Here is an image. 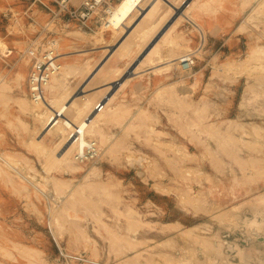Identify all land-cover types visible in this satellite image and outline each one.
<instances>
[{"label":"rangeland","instance_id":"rangeland-1","mask_svg":"<svg viewBox=\"0 0 264 264\" xmlns=\"http://www.w3.org/2000/svg\"><path fill=\"white\" fill-rule=\"evenodd\" d=\"M204 1L151 6L159 12L136 49L180 21L156 69L135 68L136 52L107 57L126 33L105 28L107 15L86 27L54 20L46 0H0V264H264V0ZM188 42L197 50L175 60ZM49 48L53 99L94 97L76 87L97 66L93 77L129 85V120L105 138L104 120L125 111L112 96L83 162L71 151L59 161L63 137L42 135L48 111L26 109L28 76L46 69Z\"/></svg>","mask_w":264,"mask_h":264},{"label":"bare ground","instance_id":"bare-ground-1","mask_svg":"<svg viewBox=\"0 0 264 264\" xmlns=\"http://www.w3.org/2000/svg\"><path fill=\"white\" fill-rule=\"evenodd\" d=\"M157 1L158 0H119L118 3L111 8V12L104 19V27L108 28L110 31L114 30L116 32H120L125 29L126 33L121 35V37L116 42V46L109 50L107 57L112 56L114 62L120 64L126 62L136 52L137 55L140 54V57L135 64L136 67L135 65H132L133 68H137V64L139 61L141 62L140 64L143 65L149 60L154 62L152 63L153 66L159 65V67H156V69L164 67H160V64H162L163 61L158 62L160 58V48L164 43H167L172 47H174V45L177 43L176 39L173 37L176 28H178L180 24L179 17L171 18L169 22H166L164 25L160 26V28L155 33L157 35L154 38L152 37L149 42L144 47H142V49H136L137 47H139L142 39L147 34L146 31L148 30V25L155 22V18H153L154 14L158 13L159 11L154 12L156 7L153 8L151 13L149 12V10L153 4L157 3ZM198 1L199 0H187L184 5L178 8V11H181L183 7L185 8L187 5L188 8L190 7L189 9L196 7L197 5H199ZM146 2H150V4L145 10H143L140 5ZM203 3L206 4V0ZM175 9H177V7H175ZM137 11L142 12L139 18H137V20H135L134 23L131 24V26L126 25V23L131 21ZM185 18L187 19V17ZM194 25L197 26L196 24ZM160 29L161 31L159 32ZM74 33L79 35L80 37L86 36V33L82 32L81 30H76L74 31ZM199 37L200 40L198 42V45H202L204 42L203 35H200ZM48 45L49 46L47 47H50V44ZM186 48L190 52L178 54L175 60H180L187 54L194 52V50H197H192V42H188V46H186ZM187 49L184 50L188 51ZM53 53V48H49L42 56L46 69L42 70L40 69V67L38 68L37 64L35 66V69L31 71L28 76L29 78L27 85L29 104H26V109H28V111L33 116L45 114V111H43L44 108L48 111V116L46 117V121L44 123L45 129L43 130L42 135L44 133H47L46 131L50 130V133L48 135L52 134L53 138L56 136L59 137V135L63 137L60 138V142L62 143L58 147L56 145L54 150V152L58 151L59 149L57 148L65 144V146H63V148L61 149L60 157L58 158L59 161L61 160V157H66V152L71 151L73 152L74 159L83 162L84 160H86L87 156L94 150V143L87 140L89 130L100 125V120L104 116L106 108L109 104L112 105L115 101L113 100V97H108L105 103H103L102 101L95 106L96 101L92 102L94 97H83L79 95V91L73 94H69L68 96H64L60 99H53L55 98L53 94V87H50V89L48 90V94L46 89V85H49L48 82L51 80L53 73L59 69V65L56 61V57L58 56V54ZM8 54L9 50L6 49L5 44L0 41V56L6 57L8 56ZM177 63L178 62H175V64ZM99 67L97 66L96 68L90 70L89 75L93 77V74L95 75L96 72L101 68ZM130 72L131 70L128 71L126 76ZM123 79L124 77L122 78V80ZM121 85H119L118 88H120ZM118 119L119 115L117 113H113L110 114L109 120H104V123H116L119 122L117 121ZM229 120L233 119L229 118L228 121Z\"/></svg>","mask_w":264,"mask_h":264},{"label":"built area","instance_id":"built-area-1","mask_svg":"<svg viewBox=\"0 0 264 264\" xmlns=\"http://www.w3.org/2000/svg\"><path fill=\"white\" fill-rule=\"evenodd\" d=\"M54 6L52 16L54 20L71 21L79 26L88 27L90 20L96 18L98 14L106 16L110 9L119 0H46ZM184 66H188V61H182ZM45 65L41 64V68Z\"/></svg>","mask_w":264,"mask_h":264},{"label":"crops","instance_id":"crops-1","mask_svg":"<svg viewBox=\"0 0 264 264\" xmlns=\"http://www.w3.org/2000/svg\"><path fill=\"white\" fill-rule=\"evenodd\" d=\"M239 36V35H237ZM236 41L241 42L243 37L239 36L237 38H235ZM236 49V46H233V49ZM89 80V81H88ZM116 82V83H115ZM92 83V85H90ZM74 82H69L68 83V88L74 86ZM77 87H82V85L85 87L83 88V92L82 93H87V94H93L94 97H98V98H103L104 100H107L108 97H116L115 101L117 102L118 100L121 101L122 105L125 108V111L123 112L122 116L119 120V122L116 123H110L107 126H104L103 128V132L105 133V138L107 140H111V138L115 135L120 134L121 129H122V124L127 123V121L129 120V112H128V106L125 103V99H128V94H129V85L126 82V86L124 89H120L118 88V86L120 85V78L116 79L114 81H101V79H97L96 77H88L87 76L82 79L79 83H77ZM112 84V85H111ZM78 90V89H77ZM79 90H82L79 89ZM131 106V105H130ZM112 135V137H111ZM131 145L134 146V143H131ZM104 163H107V161H104Z\"/></svg>","mask_w":264,"mask_h":264}]
</instances>
